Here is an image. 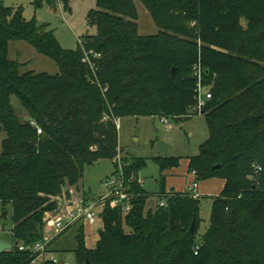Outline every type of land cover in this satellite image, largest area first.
Returning a JSON list of instances; mask_svg holds the SVG:
<instances>
[{
	"label": "trees",
	"instance_id": "trees-1",
	"mask_svg": "<svg viewBox=\"0 0 264 264\" xmlns=\"http://www.w3.org/2000/svg\"><path fill=\"white\" fill-rule=\"evenodd\" d=\"M54 1L33 0V6L55 8ZM60 1L69 10L70 0ZM140 1L159 29L183 33L188 40H166L162 31L139 35L133 0H95L87 24L96 34L67 49L35 16L25 19L21 6L0 0V204L11 208L13 246L0 254V264H31L34 256L17 244L42 241L44 213L58 210L65 185L77 188L85 165L108 158L113 173L119 170L116 118L183 120L192 114L205 118L208 137L195 156L187 157V170L194 172V181L224 182L210 197L203 235L196 237L202 197L166 189L163 172L177 166L179 157L152 158L160 171L154 193L138 181L144 159L123 157L119 165L130 209L123 213L120 206L105 204L103 232L93 249L85 246L79 225L74 259L81 264H264V0ZM11 40L30 43L56 63L58 72H20L21 63L8 59ZM193 68L210 91L199 112H192L198 104ZM13 96L26 114L23 120ZM253 163L261 166L258 184L247 178ZM163 196L166 204L159 206ZM151 198L154 207L145 209Z\"/></svg>",
	"mask_w": 264,
	"mask_h": 264
},
{
	"label": "rangeland",
	"instance_id": "rangeland-1",
	"mask_svg": "<svg viewBox=\"0 0 264 264\" xmlns=\"http://www.w3.org/2000/svg\"><path fill=\"white\" fill-rule=\"evenodd\" d=\"M5 6H21L23 17L30 19L35 16L39 25H45L48 29L53 30V34L62 47L67 49H73L77 47V39L83 36H88L85 39L87 42L91 41V38L96 34L95 26L87 24V13L91 8H95V0H70L69 10L63 9L62 2L60 0L54 1V7L47 4H43L41 8L35 9L33 6V0H2ZM135 9L137 10L136 23L138 25L139 35H151L162 31L164 38L169 41L176 40L177 43L182 40H188L185 34L175 33L170 29L161 30L154 24L151 15L148 10L143 6L140 0H133ZM8 59L16 60L21 63L19 67L20 72H27L32 70L34 72H47L49 74H55L58 72L56 63L45 55L39 54L35 48L30 44L22 40H11L8 43ZM203 91H201L202 93ZM12 106H14L16 113L20 120L25 119L26 114L19 106V102L15 96L12 97ZM117 119V134H118V147L120 154L116 157L117 162H121L123 157L127 158H143L145 166H143L138 172V181L142 182L143 188L151 193H154L158 189L157 180L159 177V166L152 160L154 156H174L179 157L178 165L163 172L165 175V184L167 188H172L176 192H184L186 180L190 186L195 180L191 175V172L187 170V157L195 156L198 153V145L208 137L205 118L202 114H192L183 120L167 119L166 122L163 118L158 116H122ZM3 133L0 132V140L3 138ZM157 141H163L167 144V153L161 152L157 145ZM115 166H113V160L100 159L93 162L91 165H85L84 173L81 179L78 181L77 188L70 185H65L64 198L59 197L58 210L61 209L65 203L73 204L77 199L85 198L88 203L100 196L105 195L108 192V186L106 182L111 176H114ZM187 178V179H186ZM256 184L259 183L260 174L251 167V172L247 175ZM210 179V178H209ZM206 179L196 181L198 183L197 192L202 195L200 208H199V224L196 237L199 239L206 227L208 226L210 216V197L209 195L201 191L202 183ZM73 187V189H72ZM66 188L72 192H68ZM186 189V190H185ZM68 192V194L66 193ZM202 193V194H201ZM208 195V196H207ZM62 199V200H61ZM65 201H64V200ZM84 200V199H83ZM155 201H146L145 209L148 207H154ZM2 211H6V217L1 215ZM11 208L10 205L2 208L0 204V241H11L10 227L11 220ZM53 214V213H50ZM97 217L96 222L93 225L94 231L98 232L100 229V221ZM192 222V221H191ZM195 224V221H194ZM78 225H73L66 230L62 236L52 237L54 235V229L50 228L47 224L43 227V239L47 240L52 238L49 242V250L52 251L56 259H60V255L53 251L50 244L55 245V248L67 249L66 254L62 257L66 259L70 264H77L74 259L72 249L75 248V234ZM83 227V226H82ZM102 230V229H101ZM99 237V234H97Z\"/></svg>",
	"mask_w": 264,
	"mask_h": 264
},
{
	"label": "built area",
	"instance_id": "built-area-1",
	"mask_svg": "<svg viewBox=\"0 0 264 264\" xmlns=\"http://www.w3.org/2000/svg\"><path fill=\"white\" fill-rule=\"evenodd\" d=\"M93 57H99L98 53H92ZM85 59L90 64L91 68L94 67V64L85 57ZM195 70V74L198 77L197 82V106L192 110V112H199L201 107L205 104V100L210 98L209 88L206 86H202L199 78H200V70ZM201 91H203L201 93ZM163 118V117H161ZM106 120V116L103 117ZM166 118H163V121L166 122ZM117 124V119L115 120ZM40 130H38L39 132ZM119 170L108 179L106 182L108 186V192L95 199L93 203L85 202L83 199H77V201L73 204L65 203L62 205L61 209L55 211L53 214L44 213L46 225L48 224L50 228L54 229V235L52 237H58L63 234L68 228L73 225H76L78 222H83L87 225L93 226L94 223L98 219L101 220V211L106 203L110 206H120L123 213L127 212L130 209V195L127 191L129 186L126 184V181L123 180L121 165H119ZM253 169L256 172L261 170V166L257 163H253ZM194 174V172H192ZM191 187L193 190L197 187V182L193 181L191 183ZM193 197H199L195 192L191 193ZM166 204V197L163 196L158 200L159 206H164ZM47 239L40 242H34L30 245L17 244L18 249L21 251H26L30 255H33L31 264H40L44 261H52L55 264H70L66 259H56L51 250H49L48 242L51 240ZM81 264V263H77Z\"/></svg>",
	"mask_w": 264,
	"mask_h": 264
},
{
	"label": "crops",
	"instance_id": "crops-1",
	"mask_svg": "<svg viewBox=\"0 0 264 264\" xmlns=\"http://www.w3.org/2000/svg\"><path fill=\"white\" fill-rule=\"evenodd\" d=\"M187 162V161H186ZM191 175L193 176V174L191 173ZM187 179V178H186ZM188 180V179H187ZM187 180H186V183H185V188L187 187V189H189V187H190V189H189V191L191 192V193H193V192H195L197 195H199V193L197 192V188L199 187L198 186V183H197V187H196V189L195 190H193L192 189V187L190 186V182L188 183L187 182ZM141 182V181H140ZM141 184H142V182H141ZM223 184H224V182H223V180L222 179H220V178H210V179H206L203 183H202V189H201V191L202 192H204V193H207V194H212V195H209V197L210 196H216L217 195V193H219L220 192V190L222 189V187H223ZM72 189H73V187H72ZM166 189H168V190H170L169 188H167V185H166ZM66 190L68 191V192H72L71 191V188L69 189H67L66 188ZM186 190V189H185ZM64 191L62 192V195L60 196V197H63L64 195ZM202 194V193H201ZM203 196V194L202 195H199V197H202ZM208 196V195H207ZM59 198V197H58ZM64 198V197H63ZM65 199V198H64ZM63 199V200H64ZM84 199V201L85 202H87V200L85 199V198H83ZM62 200V199H61ZM65 201V200H64ZM100 221V229L98 230V232H95L94 231V228H93V226H90V225H87V224H85V223H83V222H80L81 224H84L83 225V229H84V244H85V246L88 248V249H93L94 248V246H95V242H96V240L98 239V236H97V234H99V231L102 229L101 228V220H99ZM79 223V222H78ZM78 223L76 224V225H78ZM77 229V228H76ZM64 233V232H63ZM63 235V234H62ZM62 235H60V236H62ZM59 236V237H60ZM11 242V241H10ZM51 245V247H52V249H53V251L54 252H56V253H58L59 255H60V257H61V259H63L62 257L66 254V252H67V249H65L64 247L63 248H55V245H54V243L53 244H50ZM73 250V249H72ZM71 250V251H72Z\"/></svg>",
	"mask_w": 264,
	"mask_h": 264
},
{
	"label": "water",
	"instance_id": "water-1",
	"mask_svg": "<svg viewBox=\"0 0 264 264\" xmlns=\"http://www.w3.org/2000/svg\"><path fill=\"white\" fill-rule=\"evenodd\" d=\"M156 145L158 147V149L163 152L164 154L167 153L168 149H167V144H165L163 141H157ZM1 215L3 217H6V211H2ZM195 228L194 226V219L192 220L191 224H190V231H193ZM103 230L99 231V234H102ZM13 248L12 243L11 242H7L5 240H1L0 241V254L5 251V250H11ZM85 264H90L89 260H86Z\"/></svg>",
	"mask_w": 264,
	"mask_h": 264
}]
</instances>
